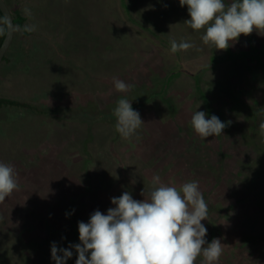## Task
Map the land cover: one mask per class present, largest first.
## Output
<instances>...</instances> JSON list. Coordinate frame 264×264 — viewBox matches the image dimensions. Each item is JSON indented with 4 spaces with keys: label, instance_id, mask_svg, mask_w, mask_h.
Wrapping results in <instances>:
<instances>
[{
    "label": "rangeland",
    "instance_id": "374dc122",
    "mask_svg": "<svg viewBox=\"0 0 264 264\" xmlns=\"http://www.w3.org/2000/svg\"><path fill=\"white\" fill-rule=\"evenodd\" d=\"M6 1L35 30L29 36L17 30L10 62L0 66V98L53 116L0 109V162L14 167L19 185L0 203V264H55L53 243L71 250L65 264H75L78 253L71 246L80 243L78 223L96 210L107 214L115 207L111 199L125 191L147 198L156 175L175 187L198 181L208 207L205 239L224 244L218 264H264V136L251 133L264 122V64L226 60L198 83L191 73L225 50L203 44L204 30L184 23L190 17L179 0L126 1L129 13L169 42L193 45L177 51L181 64L156 45L149 29L132 23L124 0ZM263 44L264 35L253 31L230 48ZM173 69L164 99L133 108L144 123L123 139L109 115L119 98L133 103ZM113 78L132 87L118 92ZM200 90L227 125L219 136L202 139L191 127L195 111L211 117ZM103 111L106 120L87 125Z\"/></svg>",
    "mask_w": 264,
    "mask_h": 264
},
{
    "label": "clouds",
    "instance_id": "9594fccd",
    "mask_svg": "<svg viewBox=\"0 0 264 264\" xmlns=\"http://www.w3.org/2000/svg\"><path fill=\"white\" fill-rule=\"evenodd\" d=\"M187 6L190 19L184 23L195 31L204 30V45L215 50H227L241 35L253 31L264 35V0H179ZM26 14L28 10H25ZM34 31L35 26H26ZM171 52L187 51L193 45L186 41H170ZM118 92H127L132 85L113 78ZM115 130L123 139H130L144 123L138 111L126 98L119 99L114 109ZM191 127L202 139L219 136L227 126L217 116L207 118L203 111L192 114ZM264 136V122L259 125ZM147 198L133 199L125 191L113 197L107 214L94 211L87 223L79 222V244L72 245L78 253L75 264H218L224 251L220 239H205L208 207L198 181L185 182L180 187L161 183L156 175ZM19 188L13 166L0 162V203ZM208 220V219H207ZM62 253L61 255H58ZM72 251L51 246L55 264H65Z\"/></svg>",
    "mask_w": 264,
    "mask_h": 264
},
{
    "label": "trees",
    "instance_id": "16d2710c",
    "mask_svg": "<svg viewBox=\"0 0 264 264\" xmlns=\"http://www.w3.org/2000/svg\"><path fill=\"white\" fill-rule=\"evenodd\" d=\"M6 1V0H5ZM7 2V1H6ZM8 6L9 3L7 2ZM124 8L127 10V15L128 18L132 21V23L138 27L141 30L147 31L148 29V33H146L148 36H150L153 39H156V45L161 48L164 52L169 53L171 56H173V54H175V57L177 58V62L178 64H181L180 61V57L178 56V53H172L171 52V44L170 42L163 37L161 34L153 31L152 29H150L146 23L144 21H141L140 19L134 17L130 12V5L129 3L124 0ZM11 9V8H10ZM12 14H13V18H14V22L16 25V32L17 30H21L23 32L24 36H29L30 34L28 33V31L24 30L26 27V22H27V18L23 15V13L21 12L20 9H16V10H11ZM6 33H7V23L5 20V17L3 15V13L0 10V47L4 42V39L6 37ZM12 47V45H11ZM11 50V48L9 49V51ZM9 51L7 52L6 56L4 57V60L2 63L4 62H10L9 60ZM248 59L250 62H255V61H259L262 65L264 63V44L261 48H255L254 45H252L250 47L249 50H243L240 52H234L230 47L225 50V54L224 55H213L212 59H211V63L208 65V67L203 68L197 72L191 73V76L193 78H195L197 80L198 83H200V77L208 70L211 68L216 67L219 63H222L226 60H246ZM1 63V64H2ZM1 66V65H0ZM180 67V65H178ZM183 67V66H181ZM183 70L186 71V69H180V71L178 70L179 73H182ZM189 72V71H188ZM177 74V73H176ZM175 72L174 69L173 71H170L169 73H167L166 76H164L161 81V79H159V83L155 84L153 87L152 86H145V90L143 95H139V97L137 96L135 99H133V103H132V107L133 108H137L139 106H142L143 103H148L150 100H153L155 98H160L162 97V99H164V95L163 93L165 92V89H167L171 83H172V79L175 78ZM264 78V76H263ZM161 83V85H159ZM200 95L202 96L203 100L205 101V104L207 105V108L209 110V113L212 114V107L210 104V100L208 98V96L202 92V90H200ZM122 98H126L124 96L120 97L119 99ZM127 99V98H126ZM128 100V99H127ZM118 102V101H117ZM117 105V103H116ZM4 108H16V109H24V110H29V111H34L40 115H45V116H53V113L49 110H44V109H40L39 107L32 105L30 103L27 102H23L20 100H15V99H9V98H0V109H4ZM169 108L173 109V105L172 102H169ZM104 112V111H103ZM101 113V112H100ZM112 113V112H111ZM108 113H102L99 114V116H93L91 118H89L88 120H92L89 124L87 122V125L89 126H93L94 124H96L98 121H103L106 120L108 118L107 116ZM112 115L110 117V119L113 121L115 118L114 114H110ZM87 121V120H86ZM259 125H257L255 128H253L252 130V134L254 136L257 135V133H259L260 131L258 130ZM78 229V228H77Z\"/></svg>",
    "mask_w": 264,
    "mask_h": 264
},
{
    "label": "water",
    "instance_id": "95a60500",
    "mask_svg": "<svg viewBox=\"0 0 264 264\" xmlns=\"http://www.w3.org/2000/svg\"><path fill=\"white\" fill-rule=\"evenodd\" d=\"M0 10L3 13L7 23V33L3 44L0 47V65L4 60L7 52L9 51L16 34V25L14 22L13 14L5 0H0Z\"/></svg>",
    "mask_w": 264,
    "mask_h": 264
},
{
    "label": "crops",
    "instance_id": "0c3cea01",
    "mask_svg": "<svg viewBox=\"0 0 264 264\" xmlns=\"http://www.w3.org/2000/svg\"><path fill=\"white\" fill-rule=\"evenodd\" d=\"M262 264V263H261Z\"/></svg>",
    "mask_w": 264,
    "mask_h": 264
}]
</instances>
